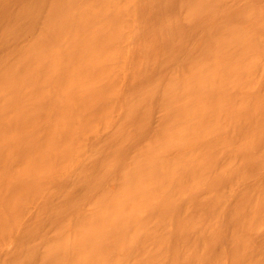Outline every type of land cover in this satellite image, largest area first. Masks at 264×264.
<instances>
[{
	"label": "bare ground",
	"instance_id": "bare-ground-1",
	"mask_svg": "<svg viewBox=\"0 0 264 264\" xmlns=\"http://www.w3.org/2000/svg\"><path fill=\"white\" fill-rule=\"evenodd\" d=\"M176 6L208 13L202 45L158 88L139 58L179 50ZM147 94L144 139L152 105L129 104ZM116 112L132 125L91 142ZM131 136L115 185L84 180L89 207L38 248L22 203ZM0 264H264V0H0Z\"/></svg>",
	"mask_w": 264,
	"mask_h": 264
},
{
	"label": "rangeland",
	"instance_id": "rangeland-1",
	"mask_svg": "<svg viewBox=\"0 0 264 264\" xmlns=\"http://www.w3.org/2000/svg\"><path fill=\"white\" fill-rule=\"evenodd\" d=\"M241 0H229L231 5L238 7ZM12 8L10 4H5L6 7ZM169 15L172 18L173 23H178L183 26V33L179 36V50L168 54L164 52L159 57L141 56L139 61L142 66L151 70V73L157 75V87L162 88L168 74L183 72L188 66L189 57L192 53L198 51L202 45V39L199 35L203 29L200 27V21L208 17V13L203 11L200 13L198 20L186 21L183 18V9L176 6L171 9ZM145 36L139 35L137 42L144 40ZM158 49L162 46L157 44L153 48ZM131 69V63L130 67ZM141 78L130 77L128 83L131 86L138 85ZM131 83V84H130ZM260 87L258 86L257 90ZM254 92V91H253ZM132 98V97H131ZM151 103L152 109L146 116L145 124L143 127L142 138L148 139L152 137L159 129L162 116L159 103L156 98L151 95H145L143 97L135 96L131 99L129 104V110L133 112H142L146 109V105ZM125 111L124 114H126ZM119 112L114 114L113 122L108 126H103L101 131L97 134H92L89 139L91 142L102 141L105 142L112 134L122 136L128 127L132 125V118L130 115H125L121 123H118ZM235 136H238V131L231 132ZM136 143V137H127L124 141V149L120 153H111L105 155L103 153L98 154L97 157L89 163L83 164L78 167L74 172L70 174H64L63 176L46 181L40 188L32 192V197L26 202L22 203V208L25 211V218L23 224L34 225L36 228V235L34 243L38 248H42L48 244V242L55 236L57 228L60 222L67 216L72 215L75 210H80L89 207L91 196L88 191L83 187L84 180L91 178H97L96 185L102 187L113 186L117 181V174L127 161L128 155L134 149ZM256 150V149H255ZM227 152L222 151L219 154V160L224 159ZM75 181L78 186L70 196V183ZM259 176H251L246 185L255 186L259 183ZM98 183V184H97ZM234 197H231V201ZM55 207L57 209L55 210ZM15 243L12 242L9 245L8 252L15 254L17 251Z\"/></svg>",
	"mask_w": 264,
	"mask_h": 264
}]
</instances>
